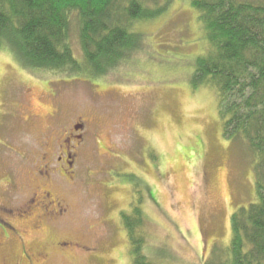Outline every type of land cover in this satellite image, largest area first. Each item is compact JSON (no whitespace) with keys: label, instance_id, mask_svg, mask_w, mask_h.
<instances>
[{"label":"rangeland","instance_id":"1","mask_svg":"<svg viewBox=\"0 0 264 264\" xmlns=\"http://www.w3.org/2000/svg\"><path fill=\"white\" fill-rule=\"evenodd\" d=\"M198 16L169 1L134 25L141 49L92 80L0 52V264H131L121 213L135 181L151 264H203L228 244L232 214L257 202L256 157L223 138L216 89L191 86L209 50ZM73 147L71 167L53 169Z\"/></svg>","mask_w":264,"mask_h":264},{"label":"trees","instance_id":"2","mask_svg":"<svg viewBox=\"0 0 264 264\" xmlns=\"http://www.w3.org/2000/svg\"><path fill=\"white\" fill-rule=\"evenodd\" d=\"M169 1L0 0V52L30 71L66 79L105 77L141 49L134 25L161 16ZM190 6L209 44L195 58L191 86L216 89L223 138L246 143L256 157L257 202L232 214L230 241L214 245L203 264H264V0H190ZM133 189L130 215L121 213L131 264H151L138 232L143 224L138 182Z\"/></svg>","mask_w":264,"mask_h":264},{"label":"flooded vegetation","instance_id":"3","mask_svg":"<svg viewBox=\"0 0 264 264\" xmlns=\"http://www.w3.org/2000/svg\"><path fill=\"white\" fill-rule=\"evenodd\" d=\"M73 148L75 149V147H73ZM76 150H77V148L73 151V153H71L70 150L62 151L61 153H59L57 156V159H56V163H54L53 169H57L58 167L64 165L65 163H66L67 167H71V164H72L71 161H72V159L74 160L73 156L75 155ZM44 161H46V159H44ZM44 161H43V163H47ZM42 169H50V166L44 165ZM39 174H41V173H39ZM41 176H42V174H41ZM45 178H46V176H45ZM48 196H49L48 194L45 195V197H48ZM31 204L32 205L36 204V199H33V201L30 203V205ZM57 205L59 206V204H57Z\"/></svg>","mask_w":264,"mask_h":264}]
</instances>
